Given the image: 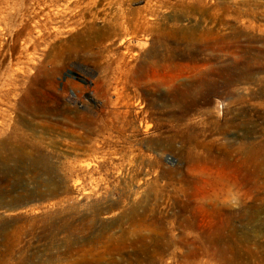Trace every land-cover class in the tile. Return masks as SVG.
I'll return each instance as SVG.
<instances>
[{
    "label": "rangeland",
    "instance_id": "rangeland-1",
    "mask_svg": "<svg viewBox=\"0 0 264 264\" xmlns=\"http://www.w3.org/2000/svg\"><path fill=\"white\" fill-rule=\"evenodd\" d=\"M0 264H264V0H0Z\"/></svg>",
    "mask_w": 264,
    "mask_h": 264
},
{
    "label": "bare ground",
    "instance_id": "bare-ground-1",
    "mask_svg": "<svg viewBox=\"0 0 264 264\" xmlns=\"http://www.w3.org/2000/svg\"><path fill=\"white\" fill-rule=\"evenodd\" d=\"M42 12L41 14L43 16H45L47 19H50V20H53L52 18V15L50 12L46 11L45 8L43 7L42 8ZM40 24V22H38ZM111 36V35H110ZM110 36L109 35H106L105 38L106 39H110ZM131 42L132 43H137L138 41H140V36L139 34H133L132 37H131ZM123 44V43H122ZM125 54L128 56L130 54V49L129 47H126V51H125ZM149 66L144 69L143 68V71H137V76L138 78H146L147 74H148V70L149 68L152 66V63L149 62L148 64ZM131 67V62H127V57H124L121 62H119V66H118V74H119V81H120V84H122L123 80H124V77L125 75L127 74V71L128 69ZM155 100L153 98H147L145 99V106L147 108V111H150L151 112V115L148 116V117H145L142 121H141V125L143 127H145L146 129H149V128H152L154 126V124L157 122V119H159V117H161L162 115V112L158 111V110H155ZM212 161L216 164H226L228 166L231 165V163L229 162V156H228V153L224 154V153H218V152H215L214 154H212ZM242 180L243 182L242 183H238L239 185H237L238 187H241V188H244L245 186L247 187L248 185L250 184H253V177L251 176L250 173H248V175H243L242 176ZM260 210L261 208L258 207V208H254L252 209V215H251V218H255L259 215L260 213ZM225 232H224V228H220L217 230V239L220 240H223L225 239ZM229 237L231 239H233L234 237V230L230 233ZM214 250L215 251H220L222 249V246L221 244H215L213 246Z\"/></svg>",
    "mask_w": 264,
    "mask_h": 264
}]
</instances>
